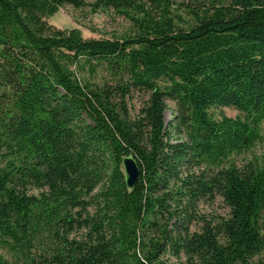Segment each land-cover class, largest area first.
<instances>
[{
	"label": "trees",
	"instance_id": "obj_1",
	"mask_svg": "<svg viewBox=\"0 0 264 264\" xmlns=\"http://www.w3.org/2000/svg\"><path fill=\"white\" fill-rule=\"evenodd\" d=\"M147 1L0 0V246L13 257L0 264H162L167 248L184 264H264V163L225 164L264 120V0H195L186 26L174 0ZM64 6L112 9L137 31L84 38L49 23ZM85 66L113 82L79 78ZM133 90L148 98L130 117ZM220 106L240 114L215 118ZM215 196L228 216L191 231L195 202Z\"/></svg>",
	"mask_w": 264,
	"mask_h": 264
},
{
	"label": "rangeland",
	"instance_id": "obj_2",
	"mask_svg": "<svg viewBox=\"0 0 264 264\" xmlns=\"http://www.w3.org/2000/svg\"><path fill=\"white\" fill-rule=\"evenodd\" d=\"M136 1L142 2L143 6L146 8L150 5L147 0ZM193 1L195 0H174L173 11L179 16V18H175V21L179 26H186L191 22L192 16L186 12V5H189L190 7L193 6ZM203 2L208 4L207 1ZM137 16L138 15H136V17ZM48 21L50 24L62 29L78 28L84 38L112 39L127 34H133L137 31V26L133 20L129 19L122 13L113 11L112 9L92 12L88 8L73 9L72 7L64 6L51 15ZM76 72L79 78H88L98 85H102L105 82H113L110 74L101 66H97L96 68L93 67L92 70L89 66H85L83 69H78ZM147 96L148 94L144 91L133 90L125 98L126 107L130 117H135L137 115L139 109L148 98ZM174 112V102L166 99V108L164 111L165 123L172 119ZM209 112L212 113L215 118H220L224 115L233 118L240 114L234 108L223 106L211 107ZM258 133L259 139L255 141L250 148L241 153H233L227 158L225 164L233 163L237 166H241L246 163H251V165L264 163V120L260 123ZM8 160L9 156H5L0 152V166H3ZM32 191H34V193L36 192V190ZM170 204L173 205L172 203ZM193 213V220L189 225L191 231L198 230L202 225L201 215L204 216L205 220L212 219L213 217H226L228 216L229 208L220 196H215L212 200L208 198L197 200L194 204ZM161 224H164L163 220L158 222V225ZM139 254L142 256L143 252L139 250ZM0 255H2L8 263H12V254L2 246H0ZM260 257L264 258V254L255 257L254 259L256 260ZM160 260L162 264L185 263L182 254L175 255L169 248L160 255Z\"/></svg>",
	"mask_w": 264,
	"mask_h": 264
},
{
	"label": "water",
	"instance_id": "obj_3",
	"mask_svg": "<svg viewBox=\"0 0 264 264\" xmlns=\"http://www.w3.org/2000/svg\"><path fill=\"white\" fill-rule=\"evenodd\" d=\"M121 169L124 179V184L128 190L132 191L138 181L139 168L132 154L126 151L121 153Z\"/></svg>",
	"mask_w": 264,
	"mask_h": 264
}]
</instances>
